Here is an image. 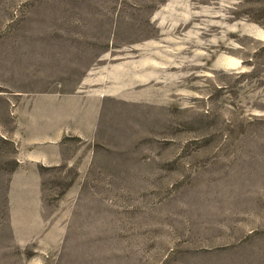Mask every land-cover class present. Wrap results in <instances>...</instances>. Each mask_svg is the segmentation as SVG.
I'll return each instance as SVG.
<instances>
[{"label": "rangeland", "instance_id": "374dc122", "mask_svg": "<svg viewBox=\"0 0 264 264\" xmlns=\"http://www.w3.org/2000/svg\"><path fill=\"white\" fill-rule=\"evenodd\" d=\"M0 264H264V0H0Z\"/></svg>", "mask_w": 264, "mask_h": 264}, {"label": "crops", "instance_id": "0c3cea01", "mask_svg": "<svg viewBox=\"0 0 264 264\" xmlns=\"http://www.w3.org/2000/svg\"><path fill=\"white\" fill-rule=\"evenodd\" d=\"M91 108H84V111H83V119H82V123L84 122L85 123V126L83 127V129H79L77 130V134L78 135H85L88 131V126H90L91 124H89V121L91 120V116L94 117V112H91L90 111ZM55 107L53 106H50L48 108H44L42 109L41 112L37 113L36 115H38V117H41V120L42 122H44L46 119H50L51 121L57 123L58 125L61 124L62 121H65L67 118H70L71 119V114H65L62 116V118H59L58 116V113L56 112L55 113ZM50 115V116H49ZM90 132V131H89ZM60 136V134H59ZM58 141V139L55 137L54 139H49V142H51L45 150L43 152V155H41V158H31L29 159L30 161H42V160H51L53 158L49 157L47 158V156H49L47 154V152L49 150L53 151V152H58L60 153V149L59 148H55V145ZM48 142V143H49ZM50 147V148H49ZM52 154L51 156H57V158H59V154ZM18 164L17 166L14 168V171H18V173H21V172H26V170H23L24 169V164H23V160H18ZM30 170H32L33 173H36V170L34 167H32Z\"/></svg>", "mask_w": 264, "mask_h": 264}]
</instances>
